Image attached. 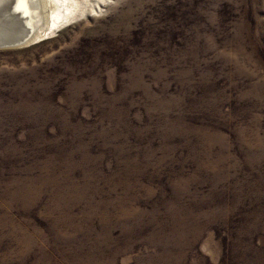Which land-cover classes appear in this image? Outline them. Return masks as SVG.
<instances>
[{
	"label": "rangeland",
	"instance_id": "1",
	"mask_svg": "<svg viewBox=\"0 0 264 264\" xmlns=\"http://www.w3.org/2000/svg\"><path fill=\"white\" fill-rule=\"evenodd\" d=\"M100 1L0 46V264H264V0Z\"/></svg>",
	"mask_w": 264,
	"mask_h": 264
},
{
	"label": "bare ground",
	"instance_id": "2",
	"mask_svg": "<svg viewBox=\"0 0 264 264\" xmlns=\"http://www.w3.org/2000/svg\"><path fill=\"white\" fill-rule=\"evenodd\" d=\"M26 2L27 0H0V46L13 47V44L22 38H24V40L18 45H15V47L32 44L51 37L65 25L81 19L84 16L91 15L94 10H97V3L101 4L100 0H40L39 2H41L44 11L43 16L45 23L43 26L33 31H28V33L25 34L24 32H27L26 28L30 23L26 22V16L33 11L29 8L30 12L28 6V12L26 11ZM12 27H15L17 31L19 30L16 35L9 32Z\"/></svg>",
	"mask_w": 264,
	"mask_h": 264
},
{
	"label": "water",
	"instance_id": "3",
	"mask_svg": "<svg viewBox=\"0 0 264 264\" xmlns=\"http://www.w3.org/2000/svg\"><path fill=\"white\" fill-rule=\"evenodd\" d=\"M24 40V38H22V39H20L19 41H16L13 45L15 46V45H18L19 43H21V41H23Z\"/></svg>",
	"mask_w": 264,
	"mask_h": 264
}]
</instances>
